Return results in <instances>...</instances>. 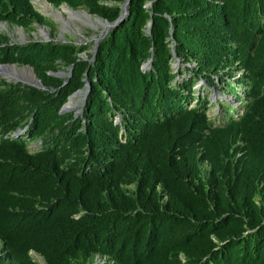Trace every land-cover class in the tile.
I'll use <instances>...</instances> for the list:
<instances>
[{
    "label": "trees",
    "instance_id": "trees-1",
    "mask_svg": "<svg viewBox=\"0 0 264 264\" xmlns=\"http://www.w3.org/2000/svg\"><path fill=\"white\" fill-rule=\"evenodd\" d=\"M46 1L109 23L125 2ZM127 14L90 53L0 33V63L41 82L0 80V264H264V0ZM1 21L55 27L31 0Z\"/></svg>",
    "mask_w": 264,
    "mask_h": 264
},
{
    "label": "rangeland",
    "instance_id": "rangeland-1",
    "mask_svg": "<svg viewBox=\"0 0 264 264\" xmlns=\"http://www.w3.org/2000/svg\"><path fill=\"white\" fill-rule=\"evenodd\" d=\"M31 1L34 8L38 12H40L42 15H44L46 18H48L54 23V30L52 31L48 26L45 25L33 24L32 28H23L7 21H1L0 33L8 37L9 43L23 44L29 41H48L52 39L54 42H74L76 44L89 46L87 53H90L94 46V41L98 40L104 34V20L96 16L90 15L84 10H71L65 4L59 7H55L52 4L48 3L46 0ZM62 7L64 9H62ZM82 56L86 58V52L82 53ZM26 67L27 66H20L14 64V66L12 67L2 68L0 69V80H5L7 82L13 83L21 82L23 84H28L27 82L32 81L28 80L26 72L28 68L32 70L33 73L34 70L29 66L27 68ZM60 72L63 73L61 77L71 75V73L67 72L66 70H61ZM217 95L221 96L222 99L226 98V100H232V97L229 94L221 95L219 90L213 91L211 98L213 100H216L214 99V97H217ZM82 97L83 93L81 91L74 93L72 96L69 97L63 107L68 106L70 100L72 99V105L67 107V111L78 112L83 99ZM217 109L218 107L209 110V112L214 114L217 112ZM29 148L30 150H37L38 148H40V142H32L29 145ZM33 257L43 263L39 255L33 253Z\"/></svg>",
    "mask_w": 264,
    "mask_h": 264
},
{
    "label": "water",
    "instance_id": "water-1",
    "mask_svg": "<svg viewBox=\"0 0 264 264\" xmlns=\"http://www.w3.org/2000/svg\"><path fill=\"white\" fill-rule=\"evenodd\" d=\"M129 2H130V0H125L124 4H123V6H122V11H121L119 17H118L114 22L109 23V22H107V21L104 20V22H105V31H104V33H107L108 29L117 26V24H118L119 22H122V21H123L124 17L128 16V14H127V6H128V4H129ZM67 7H68V6H67ZM68 8H69V7H68ZM69 9H71V8H69ZM71 10H72V9H71ZM80 10H83V9H80ZM84 11H85V10H84ZM85 12H86V11H85ZM86 13H87V12H86ZM99 39H100V38H99ZM99 39L94 41V46H93V47H94L95 49H96V46H97V43H98ZM93 58H94V56H93ZM91 60H92V59H91ZM12 66H14V64H0V69H2V68H9V67H12ZM27 67H28V66H27ZM32 69H33V68H32ZM31 71H32V70H31ZM69 73H70V72H69ZM55 75H57V76H62L63 73L58 72V73H55ZM27 83H28L29 85H31V86L41 87V82H40V80L36 77L35 73H33V80H32V82H27ZM86 98H87V93L84 94L83 100H85ZM67 107H68V106L63 107V111H67Z\"/></svg>",
    "mask_w": 264,
    "mask_h": 264
},
{
    "label": "clouds",
    "instance_id": "clouds-1",
    "mask_svg": "<svg viewBox=\"0 0 264 264\" xmlns=\"http://www.w3.org/2000/svg\"><path fill=\"white\" fill-rule=\"evenodd\" d=\"M66 6H67V5H66ZM33 253H34V254H37V253H35L34 251H31L30 254L32 255V257H33ZM37 255H38V254H37ZM39 256H40V255H39ZM40 257H41V256H40ZM33 259L36 260V261H38L40 264H44V261H43L42 257H41V259H42L43 263H41L38 259H36V258H34V257H33ZM96 260H97V262H96ZM104 262H105V261H104L103 259L100 260L99 257L97 256L96 259H95L91 264H104Z\"/></svg>",
    "mask_w": 264,
    "mask_h": 264
},
{
    "label": "bare ground",
    "instance_id": "bare-ground-1",
    "mask_svg": "<svg viewBox=\"0 0 264 264\" xmlns=\"http://www.w3.org/2000/svg\"><path fill=\"white\" fill-rule=\"evenodd\" d=\"M51 9V8H50ZM62 9H64L63 7H62ZM59 11H60V9H59ZM71 14V13H70ZM69 15V14H68ZM61 17V16H60ZM27 68V67H26ZM25 69V68H24ZM14 71V70H13ZM19 71H21V70H19ZM23 71V70H22ZM27 74H26V76H28L27 78H28V80L29 81H32L33 80V71H31L29 68H28V70H27V72H26ZM23 74V73H22ZM24 76V75H23ZM16 77H19V76H16ZM72 99L70 100V102H69V104H68V106H71L72 105Z\"/></svg>",
    "mask_w": 264,
    "mask_h": 264
}]
</instances>
